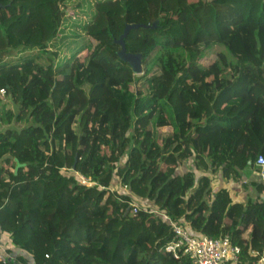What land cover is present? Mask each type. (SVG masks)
I'll list each match as a JSON object with an SVG mask.
<instances>
[{
    "label": "trees",
    "instance_id": "1",
    "mask_svg": "<svg viewBox=\"0 0 264 264\" xmlns=\"http://www.w3.org/2000/svg\"><path fill=\"white\" fill-rule=\"evenodd\" d=\"M48 1L0 0L11 48L0 52V90L17 107L1 109L0 98V124L20 128L0 134V159L11 157L0 162V233L24 252L0 264H190L165 252L163 221L134 214L130 197L110 189L115 178L192 232L227 235L254 264L264 201L233 203L211 185L258 172L264 157V0H176L172 12L164 4L175 0ZM205 4L212 31L195 15ZM131 24L144 26L125 38L141 75L117 55ZM212 34L235 62L219 55L203 72L195 62Z\"/></svg>",
    "mask_w": 264,
    "mask_h": 264
},
{
    "label": "built area",
    "instance_id": "2",
    "mask_svg": "<svg viewBox=\"0 0 264 264\" xmlns=\"http://www.w3.org/2000/svg\"><path fill=\"white\" fill-rule=\"evenodd\" d=\"M5 94V90L1 89L0 98H4ZM254 167L258 171L259 182L264 187L263 156L259 155L256 158ZM61 173L66 176H74L76 182L84 187L96 185L90 178L82 176L73 169L63 168ZM112 185L113 183H111L110 189L117 192ZM120 187L123 190L122 193L130 197V207L134 214L143 211L159 218L170 228L172 239L166 245L165 252L172 258L178 260L184 257L190 261V264H245L242 260L241 248L234 244L227 235L210 237L200 232H192L189 224L184 220L174 221L170 219L167 213L156 207L153 202L131 195L124 185L120 184ZM16 250L18 249L13 247L8 235H0V262L5 263L13 260L18 256L15 254ZM250 255L255 256L256 254L251 252ZM254 264H264V253L259 256Z\"/></svg>",
    "mask_w": 264,
    "mask_h": 264
},
{
    "label": "rangeland",
    "instance_id": "3",
    "mask_svg": "<svg viewBox=\"0 0 264 264\" xmlns=\"http://www.w3.org/2000/svg\"><path fill=\"white\" fill-rule=\"evenodd\" d=\"M48 2H49L48 0H39V3L41 5L48 4ZM177 4L178 3H177L176 0L175 1H171L169 3L166 2L164 4V8H165L166 11L172 12V11H174L177 8ZM195 15H196V17L198 18V20H199V22L201 24L207 25L208 30L209 31H212L209 28V26H208V25H210V21H211V18H212V15H211V12L209 11L208 5L205 4L201 8H199L196 11ZM23 30H24V32L29 33L31 35H33V34L36 33V29L34 27H32V28H23ZM3 33H4V31L0 30V52L1 51H7V50H10L11 49L10 47H8V45H6V42H5L6 40L4 39V34ZM209 40L212 41V45L210 46L209 49L204 50L202 52L200 58L195 62V66L198 69H201L203 72L207 71L208 67L212 63L218 61L219 55H223V57L225 58V61L227 63H229V62H235V59H233L232 56H230L228 54V52L226 51V49L222 45L218 44L215 41V37H214L213 34L210 36ZM43 42L45 44H47L49 42V39L47 38V35L46 34L44 36ZM224 74H225V76L228 79H231L230 72L228 70L227 71H224ZM134 87H135L134 84H130V89L132 91H134ZM258 91L259 92L264 91V85H259ZM1 104H2L1 109H2V107L4 109H11L14 113H16L17 107L14 106V105H11L9 103V100L7 99V97L2 98ZM170 130H171L170 127L162 128L161 129V131H164V132H167V131H170ZM186 168H189V167H186ZM118 182L119 181L115 178V181H114L112 187L115 188L117 190V192H123V190L120 187V184ZM261 188L263 189V186Z\"/></svg>",
    "mask_w": 264,
    "mask_h": 264
},
{
    "label": "crops",
    "instance_id": "4",
    "mask_svg": "<svg viewBox=\"0 0 264 264\" xmlns=\"http://www.w3.org/2000/svg\"><path fill=\"white\" fill-rule=\"evenodd\" d=\"M190 168L191 162L185 163L183 166L178 167L176 174L182 175L186 171L190 170ZM248 172L249 174L242 176L238 182H234L231 179L226 180L221 176V174H218L214 177L213 183L211 185L213 194L222 188L228 191L233 203L245 205L248 198H258L259 200L264 201V187L261 189V191L256 190L255 187V184H261L259 182L258 172L255 173L254 169H251ZM0 235L4 234L0 233ZM15 254L20 256L24 255V252L16 250ZM26 259L29 260L30 256H26Z\"/></svg>",
    "mask_w": 264,
    "mask_h": 264
},
{
    "label": "water",
    "instance_id": "5",
    "mask_svg": "<svg viewBox=\"0 0 264 264\" xmlns=\"http://www.w3.org/2000/svg\"><path fill=\"white\" fill-rule=\"evenodd\" d=\"M156 22L152 25L155 26ZM139 27H144L140 24H131V25H126L123 33L120 35L119 39L116 41V43L120 46V51L117 53L119 59L123 62L129 65V67L132 70V73L134 75H141L142 74V66H141V55L140 54H130L126 52L125 49V38L127 37V34L129 30L132 29H137ZM8 130H14V131H20V128H18L14 122H12L10 125H2L0 124V134L7 132ZM6 158H11L10 156H3L0 159V162ZM17 163V160H15ZM22 166L17 163L14 173L17 172L18 168ZM128 213V209L126 210L125 214Z\"/></svg>",
    "mask_w": 264,
    "mask_h": 264
}]
</instances>
